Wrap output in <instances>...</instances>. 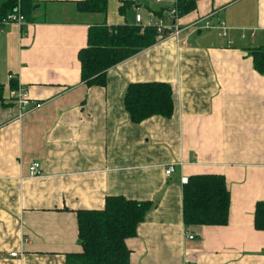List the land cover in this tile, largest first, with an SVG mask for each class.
<instances>
[{"label":"crops","instance_id":"1","mask_svg":"<svg viewBox=\"0 0 264 264\" xmlns=\"http://www.w3.org/2000/svg\"><path fill=\"white\" fill-rule=\"evenodd\" d=\"M78 1L32 0L23 14L20 0H0L2 12L24 17L0 33V264H66L82 252L77 212L102 210L110 196L152 202L125 240L128 264H264V231L254 227L264 201V76L250 56L264 45V0H196L177 37H155L109 68L103 85L81 81L89 28L135 26L136 15L166 21L176 0H108L105 14L82 13ZM151 82L170 85L172 115L133 123L126 88ZM197 175L224 179L226 224L184 226L182 178Z\"/></svg>","mask_w":264,"mask_h":264},{"label":"trees","instance_id":"2","mask_svg":"<svg viewBox=\"0 0 264 264\" xmlns=\"http://www.w3.org/2000/svg\"><path fill=\"white\" fill-rule=\"evenodd\" d=\"M16 6V0H9ZM108 0H82L76 3L82 13L105 14ZM22 13L32 8V0H20ZM196 0H176L179 16L195 8ZM130 5L125 1L120 10ZM9 9V8H8ZM0 10V20L9 12ZM156 30L137 26L108 27L105 24L89 28L87 46L78 52L81 81L87 85H103L106 71L155 42ZM255 70L264 76V45L250 50ZM11 80V85L16 84ZM1 94V86H0ZM1 98V95H0ZM123 105L133 123L152 117H170L173 94L169 84L151 82L129 84ZM229 192L220 176L197 175L183 185V223L191 226L224 225L228 221ZM151 201L128 200L122 196L106 198L102 210L78 211V241L82 252L67 256L66 264H128L129 251L125 240L136 234ZM254 227L264 231V201L256 204Z\"/></svg>","mask_w":264,"mask_h":264},{"label":"built area","instance_id":"3","mask_svg":"<svg viewBox=\"0 0 264 264\" xmlns=\"http://www.w3.org/2000/svg\"><path fill=\"white\" fill-rule=\"evenodd\" d=\"M180 18L178 10L176 9L175 2L172 4L170 9L167 12V20L164 21L163 19H159L156 21H148L146 23H142V18L140 15H136L135 21L137 27H139L140 31L143 32L145 28L152 27L156 30V39L162 40L167 37H177L179 33L181 32L180 25L178 23V19ZM15 23L18 25H22L24 23V17L19 11H14L9 13L5 18L0 20V33L2 31V27L6 24ZM204 28L206 29H224L225 25L223 22H219L217 25L213 26L208 21L205 22ZM10 79H13L10 77ZM17 96L19 99H17V102L20 105H26L28 102V99L25 95V93H22V90H19L17 93ZM174 172V166L173 164L169 165L165 170L164 174L166 177H169ZM28 174L30 177H36L41 174V168L40 164L38 162H33L28 167ZM187 179L182 178V183H186ZM188 240H193L194 235L191 233H188L186 235ZM11 256H16V253H11Z\"/></svg>","mask_w":264,"mask_h":264}]
</instances>
